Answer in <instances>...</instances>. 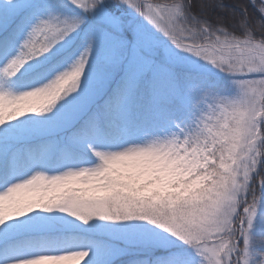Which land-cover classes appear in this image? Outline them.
Listing matches in <instances>:
<instances>
[{"label": "snow or ice", "instance_id": "obj_1", "mask_svg": "<svg viewBox=\"0 0 264 264\" xmlns=\"http://www.w3.org/2000/svg\"><path fill=\"white\" fill-rule=\"evenodd\" d=\"M0 264H264V0H0Z\"/></svg>", "mask_w": 264, "mask_h": 264}, {"label": "trees", "instance_id": "obj_2", "mask_svg": "<svg viewBox=\"0 0 264 264\" xmlns=\"http://www.w3.org/2000/svg\"><path fill=\"white\" fill-rule=\"evenodd\" d=\"M226 3H232L234 0H225ZM243 2H246V0H243Z\"/></svg>", "mask_w": 264, "mask_h": 264}, {"label": "rangeland", "instance_id": "obj_3", "mask_svg": "<svg viewBox=\"0 0 264 264\" xmlns=\"http://www.w3.org/2000/svg\"><path fill=\"white\" fill-rule=\"evenodd\" d=\"M260 178H258L257 183H259ZM257 195H259V192L257 191Z\"/></svg>", "mask_w": 264, "mask_h": 264}, {"label": "bare ground", "instance_id": "obj_4", "mask_svg": "<svg viewBox=\"0 0 264 264\" xmlns=\"http://www.w3.org/2000/svg\"><path fill=\"white\" fill-rule=\"evenodd\" d=\"M153 2H155V0H153Z\"/></svg>", "mask_w": 264, "mask_h": 264}]
</instances>
